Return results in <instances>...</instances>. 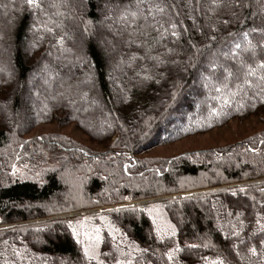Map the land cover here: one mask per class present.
Wrapping results in <instances>:
<instances>
[{"label": "trees", "instance_id": "16d2710c", "mask_svg": "<svg viewBox=\"0 0 264 264\" xmlns=\"http://www.w3.org/2000/svg\"><path fill=\"white\" fill-rule=\"evenodd\" d=\"M39 3L0 0V264H264V93L215 90L244 32L264 60V0ZM234 121L252 133L153 154ZM82 218L110 221L96 259Z\"/></svg>", "mask_w": 264, "mask_h": 264}, {"label": "snow or ice", "instance_id": "6c2138e0", "mask_svg": "<svg viewBox=\"0 0 264 264\" xmlns=\"http://www.w3.org/2000/svg\"><path fill=\"white\" fill-rule=\"evenodd\" d=\"M25 3L28 7H35L40 8L41 5L39 3V0H25ZM238 4V0H210V11L216 12L219 9L222 8H231ZM157 12H163V7L155 6ZM149 14H151V8L149 9ZM137 12H130L127 15L124 13L121 14V19L126 20L129 16L135 20L137 18ZM223 23L227 24L228 21H223ZM172 28H175V25H171ZM251 31H256V29H252ZM172 36H176L177 33L173 31ZM249 33L244 32L243 33V40L241 42L234 43L233 48L231 50V55L233 58L239 57V71L237 73H233L229 69H225L226 76L224 77V81L220 84V86L216 87L215 90L217 92H221L222 90H227L228 95L223 96V103L225 105H228L232 102V98L236 97L237 95L243 94L244 96H248L249 93L247 89H258L259 93H264V60H261L255 64L248 63L243 59V53H251L252 56H255V49L259 45H253L252 41L248 38ZM227 55V53H226ZM217 67L216 64H212V68L215 69ZM259 73V74H258ZM229 78L235 79V85L234 88L231 87L228 83ZM242 106V105H241ZM211 114H217V111L215 108L211 110ZM15 166H13V174H15ZM240 191H244V189H240ZM235 195V193H233ZM103 219V218H102ZM259 223V221H257ZM72 227V225H69ZM262 230H264V226H262ZM118 231V230H117ZM174 229L171 233L174 235ZM95 235H92L90 233H84L85 238L89 241V243L84 245V256L85 258L92 260L96 259V248L99 245L101 237L99 236L100 229L95 228L94 229ZM157 234L160 235V230H157ZM236 233H234L235 235ZM73 235L76 236L77 243H82V241L79 239V236L81 235L80 232H78L75 228H73ZM194 247V246H193ZM139 251V249H137ZM179 251V248L170 250L167 253L168 259L172 260L175 252ZM249 251L255 255L256 249L250 248ZM117 264H132L131 260L121 262L117 261ZM212 264H223L222 261H213Z\"/></svg>", "mask_w": 264, "mask_h": 264}, {"label": "rangeland", "instance_id": "374dc122", "mask_svg": "<svg viewBox=\"0 0 264 264\" xmlns=\"http://www.w3.org/2000/svg\"><path fill=\"white\" fill-rule=\"evenodd\" d=\"M137 11H139L138 13L143 14L142 8L141 9L138 8ZM35 99H37L36 96H35ZM253 122L255 123L256 120H253ZM56 130H57L56 127L45 125V126H40L39 128H37L32 134L36 136L42 132L56 131ZM59 130L64 133H68V134H73V135L76 134L73 132L71 128H64V129L62 128ZM250 133H252V130L249 128L248 123H237L234 121L228 124L227 126L216 129L204 136L199 135L196 137L194 136L188 137L187 139L180 140L174 144L156 148L153 154L165 155L168 157V156L178 155L182 152L196 149V148L200 149V148H206V147L217 146V145L221 146V145H225L226 143H231L239 139H242V137H245ZM76 135L80 137L79 134H76ZM155 211L157 210L155 209ZM109 224H110V221L105 220L101 224L95 225V224L89 223L86 218H82L81 220L77 221L74 224V228L81 234V237H82L81 239L84 245L89 243V241L85 238L84 233L87 232L92 235H95L94 229L95 228L100 229L99 236L101 237V239H100L98 247L96 248V253H97L96 257L99 254V249H100V245H101V241L103 237V228L108 226ZM111 225L112 226H110V228L114 229V227H116V225L113 224L112 222H111Z\"/></svg>", "mask_w": 264, "mask_h": 264}]
</instances>
